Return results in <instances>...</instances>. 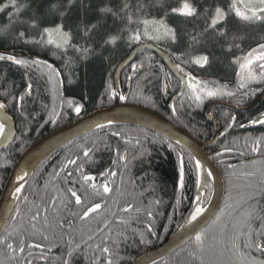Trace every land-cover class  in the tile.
Segmentation results:
<instances>
[{"label":"trees","instance_id":"obj_1","mask_svg":"<svg viewBox=\"0 0 264 264\" xmlns=\"http://www.w3.org/2000/svg\"><path fill=\"white\" fill-rule=\"evenodd\" d=\"M183 2L185 0H84L86 5L84 8L79 5L72 8L64 22L65 29L71 26L75 30L82 18L89 26L98 25L92 31L93 39L90 41V44L96 45L97 51L100 42L107 35L124 37L123 40L118 39L115 46L105 47L103 59L97 56L85 62L81 53L73 50L83 41L73 39L70 44L64 46L67 48L66 52L63 48L56 49L54 45L32 43L33 40L39 39L37 33L43 27L59 22L48 17L39 21L40 28L33 29L30 26L34 22L32 17L40 0H16V7H11V0H0V9H3L0 11V54L27 55L41 62L34 64L27 60L26 65L18 67L11 62L0 61V102L6 103L5 110L14 119L16 126V139L12 147L2 154L0 161V197L12 169L29 147L56 129L78 121L94 111L119 103L118 96L115 99L110 98L109 88L111 86V89L116 91L115 74L118 67L140 44H153L161 48L175 65L181 64L185 71L207 83L208 88L217 90L219 94L211 97L212 102L218 97L222 101H228L223 98L225 95L219 92L217 87L220 88L222 83L235 80L238 77L237 73L241 72L240 64L244 62L243 58L248 51L264 43V23H246L229 16L227 24L229 34L221 39L212 31L207 33L203 31L207 20L203 7L206 3H215L217 0H187L198 9L199 15L192 18L172 13L171 9H179ZM218 2L227 8L232 0ZM126 3L130 5L127 15L132 17L131 23L123 12L120 16H114L100 11L101 8L120 11ZM161 4L163 8L160 7ZM137 5L142 6L143 10H139ZM163 16H166V23L169 26L178 30L180 40L177 44L167 40L157 42L147 39H142L139 44L126 42L131 32L137 29L143 33L147 27L149 34H153L158 25L149 23L145 26L141 21L160 19ZM20 32L26 34L25 38H18ZM75 35L79 37L80 33L76 32ZM193 37L199 42H194ZM229 48L231 51H228ZM201 55L209 56V63L203 67L193 63ZM177 57L180 59L177 60ZM49 64L52 67H48ZM132 65L137 66L135 73L132 71ZM256 68L257 65H253L252 71L255 72ZM247 74L248 69L241 72L243 76ZM164 79L167 95L163 93ZM129 81L131 88L128 103L157 113L195 138L203 134L212 135V125L205 116L206 110L201 108L204 101L190 99V92H185L175 103L173 107L176 112L173 114L170 102L180 91L181 85L169 72L164 61L154 52L142 51L124 71L121 79L123 92L127 91ZM28 83L32 84L31 95L26 94L23 107H18L13 96L23 94ZM61 97H64L63 101ZM77 105L82 107L79 115L74 111ZM222 111L225 109H218L215 114L219 115ZM58 116L56 127L46 124L47 121L54 122ZM231 121L229 118L227 127L231 125ZM113 132L121 135L113 136ZM117 147L121 153L126 151L128 154L127 169L122 163L112 165ZM86 148H93L89 158L82 155V149ZM222 148L223 145L220 146V149ZM149 152L150 157L147 156ZM181 152L185 158V187L182 191L177 188L178 155ZM141 153L145 154L143 162L135 159ZM77 156L80 157L78 164H81L88 174L96 177L93 182L100 188L98 193L90 187L87 192L83 191L79 183L76 185L68 183L66 177L68 170L74 172L72 179H78L76 166L69 165L64 169V165L69 159H75ZM215 162L223 175L226 193L217 215L220 217L219 222L213 223L216 217L201 234L203 251L194 239L184 249L157 264H252L253 259L258 264H264L263 261H257L254 251L242 248L239 242L235 248L232 245L234 228L249 207L250 194L255 193L257 197L264 194V162L258 163L256 169H252L255 165L228 168L223 167L221 161ZM109 168L120 174L115 177L101 175L107 173ZM241 173L255 177L250 178L247 175L246 178H234ZM196 179L194 162L190 159L189 153L164 137L131 126L99 130L64 146L40 166L25 187L0 240L7 237L8 233H12L17 238L23 235L38 243L51 244L53 251L43 253L47 261L40 259L39 249L32 250L34 264H63L65 245L69 239L74 237L75 243H80L82 239L87 240L89 235H93L95 239L82 246L79 258L74 261V264H91L95 245L101 238L111 233L112 239L118 241L117 245H110L113 251L111 257L113 264H133L147 252L160 247L178 230L182 219L173 220L178 214L175 202L177 199L187 200V205L189 209L191 208L197 195ZM105 183L112 189L110 193L103 192L102 185ZM68 187H74L84 200L78 211H74L76 205L74 198L67 192ZM150 188H155L156 191L151 193L148 191ZM211 189L210 186V193ZM69 199L73 202L67 203ZM154 199H160L161 203L159 205L150 203ZM96 203L101 205L100 210L86 220H81L79 217L83 211ZM261 206L264 207V201H261ZM237 207L246 209L237 211ZM149 209L153 212L151 218L146 215ZM142 210L145 212L140 213ZM37 213L39 218L33 221L32 217ZM33 223L37 229L49 236V241H44L38 232L33 233ZM149 226L153 229L152 234L147 231ZM125 235L128 238L127 242L120 243ZM141 236L144 243L139 242ZM8 255L7 250L0 246V256L7 259ZM96 255L99 256L100 253L97 252ZM104 259L100 264H104ZM9 264L16 262L10 261Z\"/></svg>","mask_w":264,"mask_h":264},{"label":"snow or ice","instance_id":"obj_2","mask_svg":"<svg viewBox=\"0 0 264 264\" xmlns=\"http://www.w3.org/2000/svg\"><path fill=\"white\" fill-rule=\"evenodd\" d=\"M239 4L243 5V10L238 6ZM79 5L81 8H84L86 5L84 0H40V4L35 10V15L32 17L33 23L30 25L33 29L40 28L39 21L42 19H46L48 17L53 18L54 20H58L59 22L53 23L51 26L43 27L40 32L37 33L39 39L33 40V44H40L45 46H55L56 49H61L66 52L67 48L64 47L72 42L73 39L78 41H83L82 44H78L74 47V51L81 53L85 62L93 57L104 58V49L108 45L115 46L117 44V40H123V35H107L105 39L100 42L99 51H97L95 44H90L92 38V31L95 30L98 25L89 26L83 20L76 25L75 30L69 26L65 29V20L69 16L73 7ZM8 7V5H5ZM11 7H16V0H11ZM31 5H29V8ZM163 8V4L160 5ZM130 8L129 4H124L120 11L114 12L112 8H101L100 11L102 13H111L114 16H120L121 12L125 13V18L132 22V17L127 15L128 9ZM139 10H143L142 6L137 5ZM3 11V9H0ZM19 11V10H18ZM172 13H176L185 18H192L199 15L197 7L193 6L191 3L185 2L182 3V6L179 9H171ZM203 12L207 15L206 27L203 29L205 33L212 31L216 36L223 39L228 36V19L229 16H233L235 19L246 22V23H254V22H262L264 23V0H232V3L227 7H223L219 4L218 0L215 3H206L203 7ZM142 24L147 26L151 23L154 26H157L155 32L153 34H149V30L145 27L143 33L139 29L131 32V35L128 36L126 42L127 43H141L142 39H147L149 41H161L167 40L172 44H177L180 40V34L178 30L172 26H169L166 23V16L161 17L160 19L153 18L151 21L148 19H144L141 21ZM80 33L79 37L75 35V33ZM25 33L20 32L18 38H25ZM46 37V39H45ZM235 39V37H233ZM194 42H199L196 37H193ZM231 51V48L228 49ZM180 57H177L179 60ZM244 62L240 64L241 72L245 69H248L247 76L241 75V72H238L237 75L240 76V88H245L249 81L261 83L264 82V43L259 44L256 48H252L248 51L247 55L243 58ZM0 61L11 62L12 64L21 67L28 63L27 60L20 59L14 55H3L0 54ZM32 63L39 64L40 61L33 60ZM193 63L199 65L201 67L206 66L209 63L208 55H201L196 58ZM257 65L259 71L253 72L252 66ZM48 67H52V65H48ZM132 71H137V66L132 65ZM175 71L181 74L180 80L182 86L186 87L190 90V99H193L197 102H202L203 96L207 97H215L218 95L217 90H213L208 88L207 83L201 81L196 76L192 75L190 72L185 71V68L181 66V64L175 65ZM59 75V73H57ZM130 78V77H129ZM32 84L28 83L26 85L25 92L27 95H31ZM228 95L229 93H223ZM110 98H117L116 91L109 88ZM15 104L18 107H23V102L25 100V95L21 94L19 96H13ZM120 101H125L126 97L123 94L118 96ZM69 103H71L69 101ZM7 105L4 102H0V111L6 109ZM74 111L77 115H79L82 111V107L77 105L74 108ZM176 109L173 107V114H175ZM4 120H7V117H4ZM232 122H235V117H232ZM261 124H264V114H262L261 118L258 121ZM252 123H257V121H252ZM231 126V125H230ZM243 127V125H241ZM98 127L103 128L104 125L100 124ZM5 135V123L0 122V137H4ZM113 136H120V133L113 132ZM139 143V141H137ZM261 141L257 140L253 142V146L251 148L253 153H258L261 149ZM95 147V145L93 146ZM171 148V145L169 146ZM231 149L226 148L225 151H230ZM93 152V148L82 149V155L85 158H89L90 153ZM147 156H151V153H147ZM190 159L194 162L195 172L197 174V179L195 181L197 188V195L195 200L197 201L198 206L195 207L194 212L191 214V221H195L198 217L202 216L205 212V208L203 207V203L207 201L208 196L205 192L206 185L201 182L199 178V174L202 172L204 165L202 162L196 158L191 153L189 154ZM80 159L77 156L75 159H69L67 164L64 165V169H67L69 165L76 166V174L78 179H72L74 172L68 170L66 172V177L68 178V183L71 185L80 184L81 189L85 192L88 191V187H90L94 192H99L100 188L93 181L96 179L91 174H88L81 164H78V160ZM140 162H143L145 159V154L141 153L138 157H135ZM178 169H179V179L177 188L179 190H183L185 187V158L183 153L178 155ZM118 163H122L127 169L128 154L127 152L121 153L120 149L117 147L115 149V158L112 159V165L116 166ZM62 169V170H64ZM118 171H113L111 168L108 169L107 173H101V175H110L112 177L117 176ZM27 173H23L19 179L23 180ZM59 175V173H57ZM207 177H211L213 175L212 172H207ZM87 186V187H86ZM102 190L104 193H110L112 189L109 187L108 183L102 185ZM16 194L19 195L22 191V186H17ZM151 193L156 191L155 188H150L148 190ZM67 192L70 194L71 198H74L75 205L79 206L84 203L81 195L78 194L77 190H74V187H68ZM261 201H264V194L257 197L255 193L250 194L248 198L249 207L245 211L244 215L240 218L234 228V235L232 236V245L235 248L237 246V242H239L242 248H247L250 250H254L259 252L262 256H264V207L261 206ZM73 200L69 199L67 203H72ZM55 203V200H53ZM150 203H154L155 205H159L161 203L160 199H154ZM177 203H180V200L177 199ZM101 208L99 203L93 204L91 207H88L83 211L82 215H80L81 220H86L90 214L97 212ZM126 211H130L131 209H125ZM139 211V209H137ZM146 215L148 217L153 216V212L149 209L146 211ZM39 218V214L32 217L33 221H36ZM220 217L216 218V221L213 223H218ZM47 222V218H45V223ZM62 228L63 225L61 224ZM71 228V224H69ZM107 227V225H105ZM33 233H39V235L43 238L44 241H49V236L46 235L43 231H40L36 228L35 223L32 225ZM149 234L153 233V229L151 226L147 229ZM95 239V236L89 235L87 240H81L80 243H75V238L69 239L65 245V253L63 257V264H74V261L79 258V254L82 251V246L88 244V241H92ZM127 236L125 235L120 243L127 242ZM135 239V237H134ZM195 240L197 246L200 247L201 251H203V236L201 234H197L195 236ZM140 243H144L143 236L139 239ZM118 241L112 239L111 233L108 234L107 237L101 238L100 242L95 245V249L93 250V259L91 260V264H100L101 260L104 259V264H113V260L111 259L113 255L112 248L110 245H117ZM0 246H3L7 253L9 254L7 259L3 256H0V264H9L10 261H15L16 264H34V256L33 249H39L41 256V260L47 261V257L43 255L46 251L51 253L53 251V247L51 244H44L35 242V240H29L23 235L17 238L12 233H8V236L4 239L0 240ZM27 250V255H25ZM99 252L100 255H96ZM18 254V255H17ZM252 264H256V261L253 259Z\"/></svg>","mask_w":264,"mask_h":264},{"label":"water","instance_id":"obj_3","mask_svg":"<svg viewBox=\"0 0 264 264\" xmlns=\"http://www.w3.org/2000/svg\"><path fill=\"white\" fill-rule=\"evenodd\" d=\"M145 50L152 51L157 54L168 66L170 71L180 80V73L175 71V64L164 50L153 44H140L132 51L129 57L120 64L116 71L115 85L118 96L123 94L121 89V79L124 71L135 61L138 54ZM14 56L24 60H34V57L32 56ZM163 86L165 90V81L163 82ZM130 88L131 82L129 83L127 92L124 95L126 97L125 101H120L118 104L109 108L97 110L78 121H75L50 133L29 147L21 155L8 177L0 197V237L10 220L25 187L38 171L40 166L51 155L79 138L99 130L116 126L140 127L154 132L165 139L185 148L189 153L198 158L204 165L202 172L199 174V178L201 179L202 183L206 184L207 172L210 171L213 173L211 176L213 182V193L210 203L205 209L204 214L198 217L197 220L189 222L191 220V214L194 212L195 207L198 206L197 201H195V205L190 216L179 229V231L164 245L160 246L158 249L146 253L133 264H157L183 249L195 238L197 234H201L208 227V225L219 213L225 198V185L222 175L206 154L207 149H210L216 145L219 136V127L212 117V112L217 108H226L233 111L238 110L228 104L221 102L213 105L208 110L207 116L210 121L215 122L217 131L210 143L203 144L157 113L142 106L128 103L127 101L130 94ZM185 88L186 87L182 86L180 92L172 101V109L174 103L178 101L184 94ZM237 89L238 82L233 83L232 86L229 87V90L233 92L237 91ZM23 95H26V92H24ZM4 117H7L6 121L4 120ZM0 122L5 123V135L4 137H0V152H3L6 151L16 139V126L14 119L8 115L5 109L0 111ZM100 124H103L104 127H98ZM23 173H27V175L23 180H20L19 177ZM17 186H22V191L19 195H17L15 191ZM77 208L78 207L75 209ZM92 214H90V216Z\"/></svg>","mask_w":264,"mask_h":264},{"label":"flooded vegetation","instance_id":"obj_4","mask_svg":"<svg viewBox=\"0 0 264 264\" xmlns=\"http://www.w3.org/2000/svg\"><path fill=\"white\" fill-rule=\"evenodd\" d=\"M165 66L168 68V66L166 64H165ZM258 71H259V69H258V66H257L255 72H258ZM169 72L178 80V82L181 85L180 87L182 88L181 81L170 71V69H169ZM164 81H165V90L163 88V93L165 95H167L166 80L164 79L163 82ZM130 82L131 81H129V83ZM233 82L234 83L238 82V89L235 92L229 90V87L232 86ZM239 84H240V77L238 76L235 80L231 81L230 83H222L220 85V88H218L219 86L217 87L219 92L229 93L228 95L224 94L225 96L223 97V98L228 100V101H226L228 103H226L225 101L220 100L219 97L216 98V100L212 102L211 98L207 97L206 95L203 96L204 104L202 105L201 108L206 110L205 116H206L207 121L212 125V131H213L212 135L210 134V136H208V135L203 134L199 138H195L193 135H191L190 133L187 132L188 134L193 136L199 142H201L203 144H208V143H210L212 141V139L214 138V136L216 134V131H217V126H216L215 122L210 121L208 116H207L208 110L213 105H215L216 103H220V102L221 103H226V104H228V105H230V106H232V107H234V108H236L238 110V111H233V110L226 109V108H217V109L213 110V112H212V117L216 121V123H217V125L219 127V136H218V141H217L216 145H214L210 149H207L206 150V154L211 159V161L214 163V165H215V167L217 169H218V167H217V163L215 161H219V163L221 161V163H223V167H228V168L238 167V166L247 167V166L255 165L254 168H252V169H256L258 163L264 162V124H261V123L258 122L259 119L261 118L262 114H264V82H261V83H256L255 82L254 84L253 83H248L245 88H240ZM53 87L56 90V86H55L54 83H53ZM181 88H180V90H181ZM171 91H172V89H171ZM126 92L122 91L123 95H125ZM185 92H190V90L185 88L184 94H185ZM178 93L175 96L172 97L171 102H170V108H171L172 101L175 99V97L178 95ZM61 100L63 101L64 97H61ZM119 102H120V100H119ZM175 103H174V105H175ZM218 109L219 110L220 109H225V111H222L219 115L215 114V112ZM59 116L56 117L54 122L51 123V122L47 121L46 124L51 126V127H56L58 125L57 121L59 119ZM232 117H235V122L233 123L231 121V123H230L231 126L227 127L228 120H229V118H231V120H232ZM254 120L257 121V123H252V121H254ZM241 125H243V127ZM175 126H177V125H175ZM180 129H182V128H180ZM56 130H58V129H56ZM56 130H54V131H56ZM182 130H184V129H182ZM257 140L261 141V144L263 146H261V149H260V151L258 153H253L251 148L253 146V142L257 141ZM230 142H231V144H229ZM173 144H175V143H173ZM227 144H229V145H227ZM175 145H177V144H175ZM221 145H223L222 149H220ZM11 147H12V145L6 151L0 152V161H1V158H2V154L4 152H7ZM226 148L231 149V150L230 151H225ZM186 151L188 152V150H186ZM219 157H220V159H218ZM219 172L221 173L220 170H219ZM221 175H222V173H221ZM247 175L250 176V178H254L255 177V176L250 175V174H247ZM247 175H245L244 173H241L239 176L234 177V178H246ZM229 176L232 177V176H235V175H229ZM240 176H245V177H240ZM222 178H223V175H222ZM223 181H224V178H223ZM206 185H208V187H206V189H205V192L207 193L208 199H207L206 202L203 203V207L205 209L208 207V205L210 203V200H211V197H212V193H213V182H212V178L211 177L210 178L207 177ZM224 185H225V181H224ZM210 186L212 187L211 193H210ZM225 193H226V185H225ZM195 201L196 200L194 199L190 209H189V207L187 205V202H188L187 200L182 199V200H180V203H177V201L175 202L174 206H176L175 210L178 211V214H176V216L174 217L173 220L178 221V220L182 219L178 229L182 226V224L190 216V214H191V212H192V210L194 208ZM76 207H78V208L75 209ZM79 207H80V205L79 206L76 205L75 208H74V211H78ZM178 207H179V209H177ZM221 208H222V206H221ZM233 209L235 210V208H233ZM245 209H246V207H239V208L237 207V211L238 210L244 211ZM144 212L145 211L142 210L140 213H144ZM96 213H94V214H96ZM209 225H208V227H209ZM176 232L174 233V235L176 234ZM172 237H170L166 242H168ZM166 242H164L162 245H164ZM250 251H254V250H250ZM254 256H256L255 258L257 259V261L259 260V261H263L264 262V256H262L259 252L254 251ZM256 264H258V263H256Z\"/></svg>","mask_w":264,"mask_h":264},{"label":"bare ground","instance_id":"obj_5","mask_svg":"<svg viewBox=\"0 0 264 264\" xmlns=\"http://www.w3.org/2000/svg\"><path fill=\"white\" fill-rule=\"evenodd\" d=\"M225 104H226V103H225ZM2 192H3V191H2ZM13 213H14V212H13ZM95 213H96V212H95ZM92 215H93V214H92ZM217 215H218V214H217ZM89 217H90V216H89ZM184 223H185V222H184ZM184 223H183V224H184ZM183 224H182V225H183ZM181 227H182V226H181ZM181 227H180V228H181ZM180 228H179V229H180ZM179 229H178V231H179ZM178 231H177V232H178ZM177 232H176V233H177ZM194 239H195V238H194ZM194 239H193V240H194ZM193 240H192V241H193ZM157 249H158V248H157ZM152 251H153V250H152ZM149 252H150V251H149ZM147 253H148V252H147ZM175 254H176V253H175ZM144 255H145V254H144ZM172 256H173V255H172ZM170 257H171V256H170ZM170 257H168V258H170ZM140 258H141V257H140ZM168 258H167V259H168ZM165 260H166V259H165ZM136 261H137V260H136ZM136 261H135V262H136ZM163 261H164V260H163ZM135 262H134V263H135ZM161 262H162V261H161Z\"/></svg>","mask_w":264,"mask_h":264},{"label":"rangeland","instance_id":"obj_6","mask_svg":"<svg viewBox=\"0 0 264 264\" xmlns=\"http://www.w3.org/2000/svg\"><path fill=\"white\" fill-rule=\"evenodd\" d=\"M238 6L241 7V9L243 10V5L242 4L239 5V3H238Z\"/></svg>","mask_w":264,"mask_h":264}]
</instances>
